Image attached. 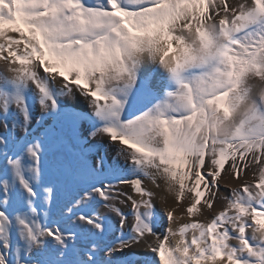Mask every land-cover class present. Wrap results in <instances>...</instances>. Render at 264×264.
Segmentation results:
<instances>
[{
  "label": "snow or ice",
  "instance_id": "1",
  "mask_svg": "<svg viewBox=\"0 0 264 264\" xmlns=\"http://www.w3.org/2000/svg\"><path fill=\"white\" fill-rule=\"evenodd\" d=\"M0 264H264V0H0Z\"/></svg>",
  "mask_w": 264,
  "mask_h": 264
},
{
  "label": "bare ground",
  "instance_id": "2",
  "mask_svg": "<svg viewBox=\"0 0 264 264\" xmlns=\"http://www.w3.org/2000/svg\"><path fill=\"white\" fill-rule=\"evenodd\" d=\"M232 2L233 3H235L236 2V0H232ZM250 178V177H249ZM222 183H226L227 181H221ZM232 183V186L234 187L235 186V181H232L231 182ZM159 206V205H158Z\"/></svg>",
  "mask_w": 264,
  "mask_h": 264
},
{
  "label": "rangeland",
  "instance_id": "3",
  "mask_svg": "<svg viewBox=\"0 0 264 264\" xmlns=\"http://www.w3.org/2000/svg\"><path fill=\"white\" fill-rule=\"evenodd\" d=\"M222 183V182H221ZM222 184H224V183H222Z\"/></svg>",
  "mask_w": 264,
  "mask_h": 264
}]
</instances>
